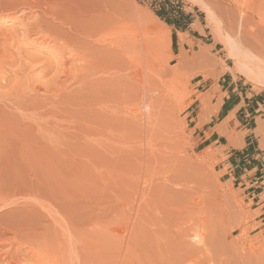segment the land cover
I'll return each instance as SVG.
<instances>
[{
    "label": "rangeland",
    "instance_id": "374dc122",
    "mask_svg": "<svg viewBox=\"0 0 264 264\" xmlns=\"http://www.w3.org/2000/svg\"><path fill=\"white\" fill-rule=\"evenodd\" d=\"M242 1L245 0H117L125 18L124 41L128 52H132L131 47L134 46L143 53L148 52L144 50L145 45L141 37L132 31L135 23L141 24L143 28L148 30L152 26L161 28L166 34L165 37L152 39L150 46L153 45L154 67L160 73L169 70L168 79L171 78L172 88L169 90L167 87L165 90L158 91L163 94L155 93L156 91L151 92L150 96L146 98L165 117L166 124L169 123L168 127L165 126L169 132L161 133L149 127L143 117L140 123L137 122V126L132 125L136 113H140L142 110L143 116L147 110L146 99L142 100V107L141 105L136 107L138 102L128 97L129 101L124 103L126 105L123 109L127 123L123 127H118L116 124L118 122L114 116L108 121L95 114L93 109L96 107V102L101 103L89 93L87 95L83 91H79L77 85H72L71 79L67 80L62 77L58 82H54L63 76L61 73L55 74L54 71L46 73L40 78L39 73L44 69L45 62L47 63V59L52 58V42L47 44V42L42 41L40 36L38 38V35L32 33L29 35L27 30H23L25 29L23 27L34 20L37 14L34 9L22 8L14 0H0V10L8 5L14 6L12 9L8 6L7 10L0 12V62L3 64L0 72L4 71L6 66L4 72L11 74L12 86H15L16 80L17 82L20 81L17 77L23 75L20 77V82L26 79L22 72L33 77L34 79L31 78V81L40 78L38 85L40 84L46 96H54L55 93V95L58 94L56 96L63 98L59 106L60 120L58 121L60 122L58 123H60V127L57 131L58 135L50 129L52 123H50L49 118L51 116L48 111L47 114L50 117L45 114L46 120H50L47 123L51 125L46 123L48 126L44 129L45 131L37 133L34 126L28 127L30 131L33 130L32 133L27 130L28 134H26L35 139L34 141L31 139L33 141L31 145L26 146L23 138H20V141L16 138L17 140L13 139L0 151V165L6 164L7 166L2 176L3 181L10 180L14 183L21 181L20 175L23 171L25 172L23 163H25L26 150L28 152V164L33 162V165L43 173L45 179V185L42 186L43 194L45 193L44 199L41 201L38 199L40 202H36L32 196L27 197L31 202V204L28 202V208L30 207L28 222L30 228L35 229L36 231H34L38 233L35 235H39L37 243L41 245V241L52 240L55 233L61 235V227L59 228L58 225L70 226L72 233L65 234L64 241H69L65 244L72 242L73 245L75 243L73 245L74 247L77 246L75 247V256L79 257L80 264H95L96 259L105 257L108 252L107 247L112 240L109 239V235L107 237L106 235L112 230L111 228L119 224L122 227L127 226L125 221L128 220L131 213L137 211L134 207L132 208L131 203L133 204L137 199L152 202L156 194L153 188L150 189L151 185L162 181L163 177L167 175L172 180V186L181 191L179 194L184 199L186 209L189 212L188 221L191 224V234L198 233L206 237L208 258L193 264H264V229L260 223L255 221L257 212L251 211L240 191L220 176L215 168V161L194 147L190 124L187 120L188 112L193 109L192 113H194L198 109L196 106L198 100H201L203 106L205 104L204 94L201 91L216 84L220 77L225 76V72L237 76L254 90L264 91V58L250 52L240 43L243 34L240 38V33H242L241 18L238 13L236 14V9L238 5H241L240 3H243ZM259 1L264 2V0ZM163 2H172L184 12L192 14L194 24L190 27V34L196 35L194 31L196 29L202 33L201 40L192 42L185 34H183L184 39H181L179 34L177 41L180 48H173L172 27L168 26L157 15L160 4ZM262 13L264 15V11ZM230 16L231 18H229ZM228 20L232 23V28L229 26ZM28 35L30 37H27ZM150 35L152 36V34ZM183 44L185 45L184 48L182 47ZM5 45L7 48L2 47ZM3 48L5 49L3 50ZM179 50H182L186 58V63L180 67L177 66L179 60L176 58ZM13 54L22 59L14 61ZM31 54H35V56H31ZM4 59L5 61L2 63ZM10 59L13 60V63ZM25 63L27 69L24 71L20 69V73L18 68H21V64L24 66ZM249 63L252 67L251 71H249L251 69ZM16 70L18 74H16ZM28 70L32 74H29ZM254 71L256 72L254 73ZM3 82L0 83V95L3 91L10 94V90H13L12 86L8 87L9 85H7L5 88L2 85ZM34 85H37L36 81L32 84L33 87ZM128 85L131 89L132 85L130 83ZM46 87L50 88V91L52 90L49 91L51 94H47L49 92ZM8 91L9 93H7ZM131 91L134 92L132 89ZM166 91L167 93H165ZM80 92L85 96L87 95L85 100ZM3 95L0 96L1 103H5L3 102L5 95ZM66 95L69 97L67 96V98ZM89 95L91 98L88 97ZM77 96L79 98H76ZM91 102H95V104ZM48 104L50 103H42L46 108H48ZM46 108L42 110H46ZM55 143L58 146L57 152L56 149L55 152L53 151ZM172 147L175 150L177 162L165 163L163 166L158 165V159L168 157L167 154ZM53 153L58 160L56 163L59 172L55 181L56 185L52 179L50 180ZM154 156H156L155 162ZM167 167L169 168L167 169ZM5 174L9 180L6 176L4 177ZM47 183L49 184L47 185ZM41 202L43 203L42 206L40 205ZM52 207L53 210L54 208L57 209V213L61 215L56 214L58 216V220L55 221L56 225H53L54 222L50 218L53 214H49ZM67 207H69V211L66 209ZM62 209L64 215L63 212H60ZM4 211L7 212L6 208L0 213L3 214ZM120 212H123V216ZM14 218L18 217L4 214L0 217V223L5 225ZM62 218L64 219L63 222H61ZM49 232H51L50 235ZM44 234L46 235L42 236ZM69 235L76 237L72 241L70 237V240L67 239ZM49 236H52V239ZM4 237H8V234ZM3 239L1 238L0 241ZM108 241L109 243H107ZM191 241L192 243L196 242L195 238ZM1 248L0 251H4L8 246L3 244ZM95 249L98 254H95ZM83 255L85 258L87 257V260L82 257Z\"/></svg>",
    "mask_w": 264,
    "mask_h": 264
},
{
    "label": "bare ground",
    "instance_id": "6f19581e",
    "mask_svg": "<svg viewBox=\"0 0 264 264\" xmlns=\"http://www.w3.org/2000/svg\"><path fill=\"white\" fill-rule=\"evenodd\" d=\"M14 1L15 3H19L22 8L30 10L34 9L37 13L34 20L32 19L33 21L29 25L23 27L25 28L23 30H27V34L32 33L38 35V38L40 36L42 41L47 42V44L52 42V58L50 57L51 59H47V63L45 62L44 64V69L42 66V73L40 72V74L38 72L40 75L39 77L41 78L42 75H46V73L54 71L57 75L58 73L63 75L57 80H54V82H58V80L62 79V77L67 80L71 79L72 85H77V89H79V91H83V93L86 94L89 93L102 104L101 105L96 102V107H94V109L92 108L96 112H94L96 115L104 117L108 121L114 116L115 120L118 122L116 123L117 126L123 127L127 123L123 114V109L125 108L124 105H126L124 103L129 101L128 97L138 102L135 105L136 107H140V105L142 107V100H145L147 96H150L149 94L151 92L154 93L156 91L155 93H157L158 91L165 90L167 87H169V90L172 88L171 78L168 79L170 75L169 70H164L160 73L159 70L154 67L152 59L154 54L152 49L153 45L150 46L152 39L155 37H165V32L163 29L155 26H152L148 30L143 28L141 24L135 23L132 31L141 37L143 44L145 45L144 50L148 52H141L133 44L132 45L134 47H131L133 51L128 52L126 42L124 41L125 18L117 0ZM240 4L241 5H238L236 9V14L238 13V16L241 18L242 33H240V38L241 34H243L240 43L248 48L250 52L264 58V15H262V11H264V2L259 0H245ZM8 6L11 7L10 9L14 7H12V5ZM7 7H4V9L1 8L0 12L7 10ZM229 18H231V16ZM227 22H229V20ZM229 26L232 28V23H230ZM22 33L24 34V32ZM150 34H152V36ZM29 35L27 37H30ZM183 36V34H180L179 37L184 39ZM2 47H6V45ZM4 49L5 48H3V50ZM16 56L12 57L14 61L22 59L20 56ZM31 56L34 57L35 54H31ZM176 58L179 60L177 63L178 67L183 66L186 63V58L182 50H179ZM13 60H11L12 63ZM4 61L5 59L2 63H4ZM2 65L3 64H1L0 68H3ZM21 65V68H18V71H20V69L23 71L27 69L26 63V66L24 65L25 67ZM5 68L6 66L4 67V71ZM250 68L251 69H249V71L252 70L251 66ZM4 71L0 72V83L4 81L2 85L6 88L7 85H9L8 87L12 86L10 80L11 74L7 73V75ZM18 71L16 74H18ZM13 72L15 73V71ZM255 72L256 71H254V73ZM22 73H24L26 79L20 82V77L23 76L20 74L21 76L17 77L20 81L17 82L16 80L15 82L17 86L16 84L15 86H12L13 90L8 88L10 90V94H6L4 91L2 93L5 96H8L5 97L3 95V102L5 103H1L0 101V106H2L0 108V151L16 138H18L19 141L20 138H23L24 145L26 146L31 145V142L35 139L27 135V132L30 131L29 128L32 126H34L37 133H39L52 123L51 128H49L58 135L57 131H59L58 129L60 127V123H58L60 122L58 121L60 120L59 106L63 98L61 99L59 96H56L58 94L55 95V93L54 96H46L43 93L45 91H42L40 84L38 85L40 82H38V80L40 78L31 81V78L33 77L25 72ZM29 74H32V72ZM53 77L55 78L56 76ZM35 81L37 82V85H34L33 87L32 84ZM128 83L132 85L131 89L134 91L133 93ZM58 85L59 84L57 83V86ZM49 91L50 88H48V92ZM167 91L165 93H167ZM50 92L47 94H51ZM7 93H9V91ZM80 93L83 95L82 92ZM160 93L158 92V94ZM90 95L88 97L91 98ZM67 96L68 95H66V97ZM83 96L85 100L86 96ZM154 96L156 95L154 94ZM72 97L74 98L75 96ZM76 98L79 97L77 96ZM91 100L93 101V99ZM44 102L50 103L48 104V108L45 107L46 104L42 105ZM145 102L147 110L143 116L142 110H140V113H136L135 121L132 125L137 126V122L140 123L143 117L146 120L147 125L153 130L161 133H164L165 131L169 132L166 130L169 123L166 124L167 121H165V117L161 115L159 110L154 108L153 104L151 105L149 103L151 102L150 100L146 99ZM154 102L156 103V101ZM92 104H95V102ZM43 108H46L47 111L42 110ZM205 108L207 107L204 104L203 109ZM132 110H134L133 107ZM48 111L51 117L47 114ZM45 114L50 117L49 119L51 122L50 120H46L47 116ZM47 121L50 123L48 124ZM28 123H31V125H28ZM32 130L30 131L31 133ZM31 139H33V141H31ZM54 146L53 151L56 149L55 151L57 152V144L55 143ZM53 155L54 161L52 160V167L50 168V180L52 179L56 185L55 181L57 180L59 172L57 167L58 164L56 163L58 160L55 153H53ZM175 155V150H173L172 147L169 149L167 154L168 157H161L158 159V165L163 166L165 163L169 164L170 162L176 163L177 156ZM153 159L155 162L156 156H154ZM23 164V170H25V172L23 171L24 173L22 172L20 175L21 181L19 182L17 180L19 183L11 182L6 174L4 177L6 176L9 181H3L2 176L7 166L6 164L0 165V211L2 210L3 212L4 208H6L7 211H4L5 213L3 214L0 213V217L4 214H9L12 217H18L9 221L5 225L0 223V240L1 238H4L0 241V249L2 250L1 245L3 244L8 246L6 250L0 251V264H80L81 262L78 259L79 257L75 256V247H77L76 245L75 247L73 246L75 243L73 242L74 244L72 245V242L70 241L71 244H65L67 242L69 243V241H64L65 234L68 235L69 233H72V228H69L70 226L62 227L60 226L61 224L58 225L57 223L58 227H61V235H59V233H55L53 235V239L51 238L52 236H49L52 240H40L42 242L41 245L37 243L39 235H35L38 233L35 232V229L30 228L28 222V216L30 214L28 202L30 201L27 197L32 196L36 202L38 199H40V201L43 200L45 193L43 194L42 186L45 185V179L42 171L33 165V162L28 164L27 150L25 152V163ZM169 167H167V169ZM166 176L163 177L162 181L151 185L150 189L153 188L154 193L156 194L155 199H153L152 202L147 200L139 201L140 199H137V201L133 204L131 203V205H133L132 208L134 207L137 211H134L133 209L132 212L134 211V213H131L130 216L128 214V220L125 221L127 226L122 227L120 224L115 225L111 228L112 230H110L108 234L105 232L107 234L106 237L109 235V239L112 241L108 244L109 247H107L108 252L106 256H102L103 259L102 257L96 259L95 264H193L208 258V254L206 252V237L198 233L191 234V224L188 221L189 212L186 209L187 207L185 206L184 199L179 194L181 191L175 189L172 186V180ZM7 182L10 183L7 184ZM48 184L49 183H47V185ZM40 205L42 206L43 203L41 202ZM53 207L52 209L50 208L51 210H49V214H53L50 218L51 221L54 222L53 225H56L55 221L58 220V216L56 214L58 213L57 209L55 210L54 208L53 210ZM68 208L69 207L66 209L68 210ZM60 212H63V209ZM58 215L61 216L60 214ZM71 219L72 218H70V220ZM63 221L64 219L61 222ZM96 224L100 225L99 223ZM128 224L130 225L129 227ZM50 233L51 232H49V235ZM6 234H8V237H4ZM45 235L46 234L42 236ZM84 236L86 235L84 234ZM67 237V239H69L70 235ZM75 237L73 235L70 239L73 241V238ZM194 238L196 242L192 243L191 239ZM107 243H109V241ZM95 254H98V252L96 251ZM82 257H84V255ZM85 259L87 260V257Z\"/></svg>",
    "mask_w": 264,
    "mask_h": 264
},
{
    "label": "crops",
    "instance_id": "0c3cea01",
    "mask_svg": "<svg viewBox=\"0 0 264 264\" xmlns=\"http://www.w3.org/2000/svg\"><path fill=\"white\" fill-rule=\"evenodd\" d=\"M186 30L192 42L201 40ZM184 48L185 45L183 44ZM216 84L202 90L207 108L198 100V109L187 114L194 147L215 161L220 176L245 197L255 221L264 229V91L248 87L240 78L225 72ZM202 99V98H201Z\"/></svg>",
    "mask_w": 264,
    "mask_h": 264
},
{
    "label": "trees",
    "instance_id": "16d2710c",
    "mask_svg": "<svg viewBox=\"0 0 264 264\" xmlns=\"http://www.w3.org/2000/svg\"><path fill=\"white\" fill-rule=\"evenodd\" d=\"M157 15L168 25L175 29L186 30L194 17L190 13L184 12L179 6L170 3H161ZM189 30V27H188ZM196 33V32H195ZM172 47L176 48V36L172 29Z\"/></svg>",
    "mask_w": 264,
    "mask_h": 264
}]
</instances>
